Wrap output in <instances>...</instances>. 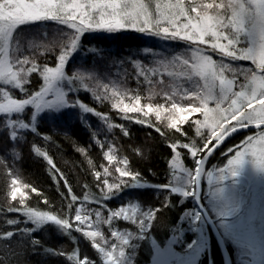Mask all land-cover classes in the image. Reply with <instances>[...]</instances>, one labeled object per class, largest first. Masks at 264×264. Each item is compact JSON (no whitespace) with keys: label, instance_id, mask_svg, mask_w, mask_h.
Segmentation results:
<instances>
[{"label":"snow or ice","instance_id":"6c2138e0","mask_svg":"<svg viewBox=\"0 0 264 264\" xmlns=\"http://www.w3.org/2000/svg\"><path fill=\"white\" fill-rule=\"evenodd\" d=\"M48 22L60 26L53 30V39L38 43L33 38L28 47L29 50L43 49L45 54L59 49L54 66L38 64L34 56L24 55L17 36L21 26H36L45 30L43 35L47 36ZM133 33L139 36L133 37ZM122 37L141 41L147 37L161 42L160 50L152 46L141 49L149 58L147 63L127 58L135 69L137 85L142 78L143 84L148 86L145 104L141 103L138 89L129 88L125 79L110 78L113 75L110 69H117L115 76L118 77L125 63V58L115 57L110 47ZM175 42H183L184 49L176 52L168 46ZM83 57H91V63L86 64ZM70 61L73 66L66 70ZM34 73L39 74L42 83L38 90L29 91L26 85ZM12 90H18L23 96L17 98ZM81 91L89 93L99 104L108 102L125 120L154 127L147 119L154 115L166 129L186 137L181 126L197 114L189 127L194 128L195 137H200L203 144L197 147L195 139L167 144L171 149L166 171L170 181L159 185L165 193L198 198L202 177L207 176L209 183L213 180L212 172L205 171V163L213 152L209 144L214 141L213 147H218L226 137L242 129L255 131L221 152L227 163L217 170L218 178L225 179V174L237 175L246 156H251L256 167L264 170V0H0V134L6 137L5 156L0 158V166L7 170L8 198L17 201L19 197L20 206L8 204L6 211L24 218L6 219V224L15 226L16 230L3 232L0 240L10 242L18 236V246L27 243L33 254L39 249L41 255L63 257V251L45 246L41 239L33 236V233L47 232L52 226L68 237H72L73 231L82 233L92 241L103 264H120L132 233L112 230L111 236L118 243L109 245L100 225L111 227L113 221L123 220L144 230L161 211V208H153L141 212L132 204L107 208L104 202L117 197L125 188L139 187L145 182L144 175L129 166L127 157L117 160L109 145L104 157L109 163L116 161L118 175L109 182L107 177L111 173L104 168L102 186L98 185L100 195L85 192L80 200L48 151L32 142L30 151L46 162L57 191H60L57 174L67 188V197L60 192L67 200L64 206L67 212L63 215L55 209L30 206L23 189H30L39 196L38 189L23 183L18 172L8 166L9 159L18 162L23 158L18 148L21 142L27 141L28 134L54 142L53 129L68 130L77 122L83 124L87 114L99 118L108 132L119 128L125 137L130 135L124 125L113 123L106 113L73 98ZM157 96H161L164 103L153 104ZM45 127L48 132L42 135ZM155 131L168 139L159 126H155ZM91 136L96 145L104 147L96 138V131H92ZM178 149L187 150L194 168H185ZM205 149L207 155H203ZM75 150L86 155L84 147ZM136 151L144 155L139 149ZM92 163L88 160L90 166ZM184 172H187L185 186H175L178 174ZM94 175L97 179L101 177L98 171ZM43 203L48 205L49 201L45 198ZM88 204L99 207L89 208ZM170 205V198L165 196L162 207ZM101 208L107 209V218ZM194 215L199 218V213ZM72 239L75 243V238ZM98 240L103 241V245ZM6 246L11 247V244ZM67 260L71 264H92L87 257L81 259L78 250L68 254ZM0 264L4 261L0 260Z\"/></svg>","mask_w":264,"mask_h":264},{"label":"trees","instance_id":"16d2710c","mask_svg":"<svg viewBox=\"0 0 264 264\" xmlns=\"http://www.w3.org/2000/svg\"><path fill=\"white\" fill-rule=\"evenodd\" d=\"M58 27L60 26L48 22L46 28L47 36H45L43 35V31L45 30H40L36 26H21L17 30V36L23 54L30 57L34 56L38 64L43 65L44 63H48L50 66H54L59 49H56L53 53L45 54L43 49L29 50L28 44L29 40L33 38H35L38 43L50 42L54 36L53 30ZM132 36L138 37L139 34L133 33ZM149 46L159 50L158 43L154 39L147 37H144L143 41L122 37L110 45L115 57L125 58L124 65L119 69L120 76H115L117 69L113 68L110 69L113 73L110 78L125 79L129 88L138 89L142 104L148 102L146 99L148 86L143 84L142 78L141 84L139 86L137 85L135 69L131 63L127 62V58H138L142 62H149V58L145 57L141 52L143 47ZM83 60L86 64L91 63V57H85ZM72 66V62L70 61L66 70H71ZM165 79H167V77H165ZM41 83L42 81L39 78V74L34 73L30 77V83L26 85V88H28L29 91L38 90ZM12 91L17 98L23 96L18 90ZM73 98H79L82 102L95 108L97 111L106 113L113 123L124 125L130 135L125 137L119 128H114L111 132H108L106 125L101 122L99 118L91 114L86 115V123L81 124L77 122L71 129H53L51 135L54 137V142H45L42 136L40 138H34L31 134H28L27 141L21 142L18 148L23 158L18 162L11 159L8 160V166L18 172L21 181L36 187L40 193L38 196L36 193L31 192L30 189H23L28 196L27 203L30 206L39 207L41 210L55 209L62 215L67 212L66 207H64L67 200L60 196V192H63L67 197V188L64 186V181L61 180L59 174H57L60 187V191L58 192L56 182L52 181L46 162L42 158L36 157L34 153L30 151L32 142L35 141L37 146H41L44 150L48 151L56 166L68 180L73 189V194L77 195L80 200L83 199L85 192H91L95 196L100 195L98 185L102 186L104 168H108L111 173V175L107 177L109 182H112L113 176L118 175V173L115 172V168L117 167L116 161L109 163L104 157V152L108 151L109 145H111L117 160H122L124 157H127L129 166L133 170H138L144 175V184L146 185L143 184L139 187L125 188L117 197L104 202L107 208L115 209L126 204H132L137 206L141 212L153 208H161V211L157 213V218L153 221V224L144 230H140L136 228L135 225L123 220L113 221L111 227L107 224H101L100 231L103 232L105 239L110 243L116 240L111 236L112 230L121 231L122 233L130 231L132 233L131 239L129 240L126 250L127 256H129L133 264H144L149 260L150 250L147 245V240L150 238L159 244H164L167 239L173 237L177 233H181L183 237L181 245H174V247L176 250H183L187 246L186 244L192 241L194 233L188 232L191 228L190 222L188 221L191 219V215L188 212L196 207L193 203V199L191 200L190 197L182 201L178 194H169L161 191L159 185L170 181V175L166 173V171L167 160L171 158V149L167 147V144L173 141L186 143L195 139L197 147L202 146L203 140L200 137H195L194 128L189 127L191 120L197 118V114H193L189 119V123L181 126L182 131L187 133L186 137L181 135V133L175 132V130L166 129L163 123L155 120L154 115L147 117V119L152 121L154 127L141 126L123 119V114L111 109L108 102L99 104L89 93L81 91L78 96ZM152 103H164V100L161 96H157ZM129 115L136 116L137 114L129 113ZM155 126H159L161 130L165 132L168 137L167 140L155 131ZM92 131L97 132L96 138L100 139L104 144L103 148L95 144V140L91 136ZM254 131L255 130L243 131L229 138L206 162L205 170H208L211 165L223 166L225 164L223 161L225 157L221 155V152H225L229 147L238 144L246 135L254 134ZM47 132V128H43L42 135ZM5 142L6 137L0 134V158L5 156L3 151ZM213 144L214 141L209 144V147ZM77 147H84L86 155L77 152L75 150ZM136 149H139L144 155L141 156ZM178 150L182 153L185 167L188 170L194 168V161L187 150ZM205 151H207V149L204 150L203 154ZM88 160H92L93 163L91 166L88 164ZM97 171L101 173L99 179L94 175ZM8 179L7 170L0 166V234L6 231L16 230L15 226L6 224V219H24L16 213H9L6 211L8 204H13L17 207L20 206L18 203L19 197L17 201H11L7 196ZM85 185H87V188H85ZM217 189L218 191L213 188V193L211 194L215 204L212 200L211 202H207V197L205 198L204 196L201 199V203L223 238L224 244L230 254L231 264H251L252 260L250 258V253H237L233 246L236 245V240L233 237L234 233H236V229L233 225L239 219L240 215L226 216L224 214L225 210L236 207L238 198L242 194L240 191L241 187L238 184L231 185L230 182L227 181L222 183L221 187ZM165 196H168L171 201V205L167 208L162 207ZM45 198L49 201L48 205L43 203ZM68 199H70V197H68ZM75 206H78V204ZM86 206L89 208L99 207L95 204H88ZM213 207L215 208L213 209ZM74 208L72 211L73 216ZM100 210L102 215L107 218V209L101 208ZM240 214L245 213L242 212ZM199 217L202 218L200 214ZM94 219L95 217L93 216V220ZM22 226L23 225H21V227ZM28 227H31V225H28ZM205 227L209 234V253L203 254L200 260H198V264H223L219 247L206 223ZM85 230L88 229L85 227ZM33 236L41 239L45 246L63 251L65 256L41 255L39 249L33 254L32 249L27 243H24L22 247L18 246L19 237L14 236L10 242L0 240V260L4 261V264H71V262L67 260V255L78 250L81 259L87 257L92 261V264H103L102 257L92 247V241L84 237L82 233L72 232L75 243L72 237L60 234L52 226L48 227L47 232L41 231L33 233ZM97 242L103 245V241L98 240ZM8 243L11 244V247L6 246Z\"/></svg>","mask_w":264,"mask_h":264},{"label":"rangeland","instance_id":"374dc122","mask_svg":"<svg viewBox=\"0 0 264 264\" xmlns=\"http://www.w3.org/2000/svg\"><path fill=\"white\" fill-rule=\"evenodd\" d=\"M157 43L159 44L161 42ZM168 46L176 52L182 51L185 47L183 42L171 43ZM214 58L218 59L219 57L214 56ZM238 63L246 64V62ZM223 161L225 163L223 166L211 165L208 170H205L212 172L213 180L209 183L207 176L202 177L199 188L201 193L199 198L200 203L203 196L205 198L207 197V202H211L212 200L214 203L213 197H211L213 193L212 189L214 188L218 191L217 188L221 187L222 183L229 181L231 185L238 184L241 187L240 191L242 194L238 198L236 207L224 211L226 216L240 215L239 219L233 225L236 229V233L233 236L236 240V245L233 246L237 253H250L251 264H264V170L256 167L251 156H246L242 166L237 169V175L225 174L226 178L220 180L217 170L224 168L227 163L226 158ZM178 175L179 179L174 184L177 187H184L187 172L179 173ZM176 194L180 196L182 201L185 200V197L179 193ZM190 199L192 200L193 198L190 197ZM195 200L193 199L194 205ZM242 212L245 214H240ZM188 213L191 215V219L188 220L191 228L188 232H194L192 241L186 244L187 246L183 250H176L174 245H181L182 242L183 237L181 233H177L167 239L164 244H159L150 238L147 240V245L150 250L149 260L144 264H198L200 257L205 253H209V234L205 227L204 219H202L203 217L197 219L196 215H194V213H199L197 208L192 209ZM128 239L130 240L131 236H128ZM112 243H118V241L113 240ZM112 243L109 242V245ZM127 247L128 245L125 246L126 254L121 258L120 264H133L129 256H127Z\"/></svg>","mask_w":264,"mask_h":264},{"label":"water","instance_id":"95a60500","mask_svg":"<svg viewBox=\"0 0 264 264\" xmlns=\"http://www.w3.org/2000/svg\"><path fill=\"white\" fill-rule=\"evenodd\" d=\"M253 129H242V130H238L237 133H240V132H243V131H251ZM237 133H234L232 134L231 136L229 137H226L225 138V141L226 142L229 138H231L232 136H234L235 134ZM222 142L221 145L224 143ZM214 145V144H213ZM213 145L210 147V148H213V152H212V155L214 154V152L221 146H218V147H213ZM203 155H207V151H205V153ZM211 155V156H212ZM208 157V160L210 159V157ZM207 160V161H208ZM206 161V162H207ZM200 189L198 191V198H196L195 200V205H196V208L198 209L199 213L201 214V216L203 217L205 223L207 224L210 232L212 233L218 247H219V250H220V253H221V256H222V259H223V264H231V259H230V254L227 250V247L226 245L224 244V241H223V238L221 237L219 231L217 230V228L215 227L213 221L211 220V218L209 217V215L207 214V212L204 210V208L202 207L201 203H200Z\"/></svg>","mask_w":264,"mask_h":264}]
</instances>
